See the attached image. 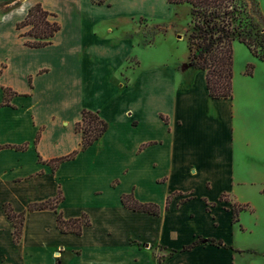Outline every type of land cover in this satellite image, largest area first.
Segmentation results:
<instances>
[{
	"label": "crops",
	"instance_id": "crops-1",
	"mask_svg": "<svg viewBox=\"0 0 264 264\" xmlns=\"http://www.w3.org/2000/svg\"><path fill=\"white\" fill-rule=\"evenodd\" d=\"M36 2L56 14L60 29L51 43L33 48L15 23ZM25 3L0 15V23L10 19L27 49H56L25 69L22 85L4 81L9 65L0 59V264H264V233L242 239L264 208V159L236 93L211 98L204 71L195 74L196 86L177 67L160 71L154 83L138 77L134 86L125 78L118 90L98 87L90 77L97 57L115 49L98 37L93 19L74 16L61 37L62 21L48 0ZM4 88L13 92L6 103ZM83 108L96 111L106 130L53 167L52 160L80 148L75 123ZM59 193L56 210L28 209ZM124 194L159 213L126 207ZM5 203L24 212L17 242ZM234 205L243 207L237 222ZM57 211L65 219L86 214L89 224L79 234L63 232Z\"/></svg>",
	"mask_w": 264,
	"mask_h": 264
},
{
	"label": "rangeland",
	"instance_id": "rangeland-1",
	"mask_svg": "<svg viewBox=\"0 0 264 264\" xmlns=\"http://www.w3.org/2000/svg\"><path fill=\"white\" fill-rule=\"evenodd\" d=\"M91 1L110 2V7H92L88 0H48V4L57 11L62 21L61 37L69 33L74 16L91 17L98 37L113 45V56H98L97 68L91 75L86 69L90 77L95 74L92 79H97V83L93 84L98 87L113 85L118 90L120 83L126 82L125 78H129L131 86L138 77L145 79V83H154L160 71L177 67L183 79L193 80L195 77L194 84L198 86L195 75L198 69L187 66L190 28L187 4L171 5L166 0ZM24 5L25 0H0V15L10 17L11 10ZM248 12L264 30V0H248ZM21 13L19 19L24 15ZM13 27L8 18L0 23V59L6 58L9 65L4 81L22 85L26 83L23 77L25 69L33 62L40 63L52 57L56 47L48 46L35 51L27 49L19 43ZM232 46V93L235 92L239 104L246 107L245 118L251 120L252 127H255L252 135L264 159V61L255 58L238 41H233ZM250 64L253 66L252 72L247 74ZM258 199L263 201L262 196H258ZM251 221V215L243 216L247 226H252ZM258 223V227H253L251 234L244 233L242 239H252L264 233V208L259 210Z\"/></svg>",
	"mask_w": 264,
	"mask_h": 264
},
{
	"label": "trees",
	"instance_id": "trees-1",
	"mask_svg": "<svg viewBox=\"0 0 264 264\" xmlns=\"http://www.w3.org/2000/svg\"><path fill=\"white\" fill-rule=\"evenodd\" d=\"M169 4H187L190 14V28L188 33L189 61L187 66L191 69L204 71L205 86L211 98H228L232 96L233 79V41L244 44L249 52L257 59L264 61V30L252 20L248 12V0H166ZM100 3L102 1H99ZM56 14L44 9L41 3L32 4L25 16L15 23L19 35L25 37L24 44L28 47L38 48L51 43L52 37L60 29L55 19ZM24 31H21L23 30ZM246 70L252 72L253 66ZM1 73V69H0ZM6 98L13 92L4 88ZM107 123L96 111L83 108L81 119L75 123V130L81 134L80 148L69 155L51 161L53 167L58 162L72 158L78 150L85 149L104 133ZM24 148V146H17ZM61 199L60 193L52 199L34 202L28 205L29 210L51 208L55 209ZM122 203L131 209L159 213L157 205L140 203L131 194L121 197ZM4 211L13 225L14 241L21 237L24 212H14L12 207L5 203ZM243 207L234 205L232 208V221H238V214ZM57 226L63 232L79 234L84 225L89 224L86 214L76 218L65 219L57 211ZM212 244L223 245L221 240L207 239ZM196 240L183 246L186 250L196 245Z\"/></svg>",
	"mask_w": 264,
	"mask_h": 264
}]
</instances>
